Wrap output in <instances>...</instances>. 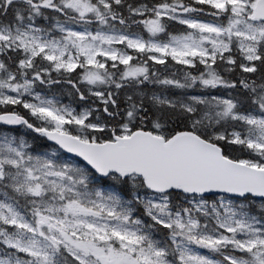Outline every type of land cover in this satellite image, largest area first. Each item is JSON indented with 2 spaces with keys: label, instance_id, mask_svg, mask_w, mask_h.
I'll return each instance as SVG.
<instances>
[{
  "label": "snow or ice",
  "instance_id": "1",
  "mask_svg": "<svg viewBox=\"0 0 264 264\" xmlns=\"http://www.w3.org/2000/svg\"><path fill=\"white\" fill-rule=\"evenodd\" d=\"M0 264H264V0H0Z\"/></svg>",
  "mask_w": 264,
  "mask_h": 264
}]
</instances>
